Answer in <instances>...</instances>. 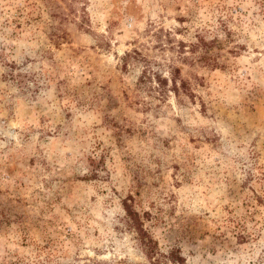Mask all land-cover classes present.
Returning <instances> with one entry per match:
<instances>
[{"label": "rangeland", "instance_id": "1", "mask_svg": "<svg viewBox=\"0 0 264 264\" xmlns=\"http://www.w3.org/2000/svg\"><path fill=\"white\" fill-rule=\"evenodd\" d=\"M0 264H264V0H0Z\"/></svg>", "mask_w": 264, "mask_h": 264}, {"label": "trees", "instance_id": "2", "mask_svg": "<svg viewBox=\"0 0 264 264\" xmlns=\"http://www.w3.org/2000/svg\"><path fill=\"white\" fill-rule=\"evenodd\" d=\"M176 71H179V69L176 68ZM126 209H127L128 214L131 216V218H133L134 223L141 224V220H140L138 213L135 212L133 209L129 208L128 203H126Z\"/></svg>", "mask_w": 264, "mask_h": 264}]
</instances>
